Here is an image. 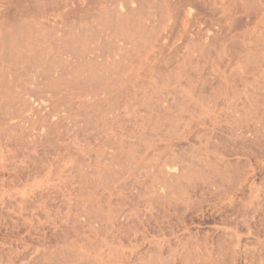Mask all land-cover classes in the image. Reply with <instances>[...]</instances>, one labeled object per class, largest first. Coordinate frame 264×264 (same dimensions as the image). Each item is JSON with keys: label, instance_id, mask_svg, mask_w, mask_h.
I'll return each mask as SVG.
<instances>
[{"label": "rangeland", "instance_id": "1", "mask_svg": "<svg viewBox=\"0 0 264 264\" xmlns=\"http://www.w3.org/2000/svg\"><path fill=\"white\" fill-rule=\"evenodd\" d=\"M0 264H264V0H0Z\"/></svg>", "mask_w": 264, "mask_h": 264}]
</instances>
